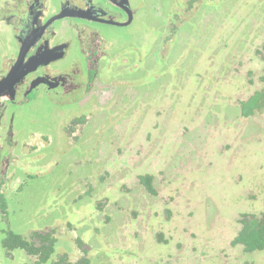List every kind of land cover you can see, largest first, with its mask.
Segmentation results:
<instances>
[{
	"label": "rangeland",
	"instance_id": "1",
	"mask_svg": "<svg viewBox=\"0 0 264 264\" xmlns=\"http://www.w3.org/2000/svg\"><path fill=\"white\" fill-rule=\"evenodd\" d=\"M147 1L133 26L112 28L125 50L105 104L10 108L0 264L28 262L3 246L8 229L54 231L44 264H264L231 244L242 215L264 212V111L241 112L264 88V0Z\"/></svg>",
	"mask_w": 264,
	"mask_h": 264
},
{
	"label": "flooded vegetation",
	"instance_id": "2",
	"mask_svg": "<svg viewBox=\"0 0 264 264\" xmlns=\"http://www.w3.org/2000/svg\"><path fill=\"white\" fill-rule=\"evenodd\" d=\"M147 4V0H0V26L9 31L0 68V156L6 162V168L0 165L2 177L15 161L5 150L11 147L15 154L18 146L13 141L16 116L10 108L41 98L58 105H87L92 100L105 104L113 75L120 72L118 56L125 50L112 28L133 26ZM2 187L0 182V196L6 202ZM25 255L27 264L37 260Z\"/></svg>",
	"mask_w": 264,
	"mask_h": 264
},
{
	"label": "trees",
	"instance_id": "3",
	"mask_svg": "<svg viewBox=\"0 0 264 264\" xmlns=\"http://www.w3.org/2000/svg\"><path fill=\"white\" fill-rule=\"evenodd\" d=\"M264 58V50H263ZM264 82V78H262ZM253 111H264V88L256 92L248 100L241 103V112L244 116H249ZM145 190L154 194L152 177L143 175L139 177ZM0 204L6 216L7 204L0 196ZM240 229L233 238L232 245L238 246L244 253L253 254L264 251V212L259 215L244 214L239 220ZM51 233L34 232L29 237L20 236L12 231H7L3 241V246L7 251L14 249L24 250L30 256L37 258L34 264H44L48 262L54 253L57 238ZM79 243V240H77ZM85 253V250L83 251ZM53 264H71L65 256L59 257ZM75 264H89V260L84 256Z\"/></svg>",
	"mask_w": 264,
	"mask_h": 264
}]
</instances>
